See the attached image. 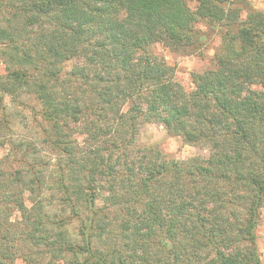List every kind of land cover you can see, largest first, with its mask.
Returning <instances> with one entry per match:
<instances>
[{"label":"trees","instance_id":"16d2710c","mask_svg":"<svg viewBox=\"0 0 264 264\" xmlns=\"http://www.w3.org/2000/svg\"><path fill=\"white\" fill-rule=\"evenodd\" d=\"M2 5H17L19 24L0 26V55L9 64L0 90L18 103L31 96L51 123L45 140L65 157L56 184L78 222L80 242L61 233L52 240L37 235L50 230L41 207L27 211L24 204V189L34 194V186L20 172L3 169L0 190L11 192L9 184L17 182L13 187L20 189L0 204L21 213L23 229L17 233L0 218V264L20 257L35 264L24 246L14 253L7 248L18 238L25 246H47L54 259L70 255L77 264H261L256 231L264 207V11L246 0H0ZM197 23L216 33L219 45L212 67L192 73L193 87L185 90L151 47L199 53L205 34ZM71 60L70 71H63ZM68 123L87 138L86 147L76 144ZM145 123L159 124L207 154L169 159L158 145L138 140Z\"/></svg>","mask_w":264,"mask_h":264},{"label":"rangeland","instance_id":"374dc122","mask_svg":"<svg viewBox=\"0 0 264 264\" xmlns=\"http://www.w3.org/2000/svg\"><path fill=\"white\" fill-rule=\"evenodd\" d=\"M246 1L253 8L264 11V0ZM190 5L192 8L194 7V3ZM16 9L17 5L13 7L2 5L0 7L1 27L19 24ZM244 15L245 13H241L242 17ZM195 27L205 34L201 41L202 50H198L199 53L197 54L185 53L161 43L153 44L151 47L156 54L164 58L168 65L174 68V78L185 90H190L193 87L190 78L192 73L203 72L212 67L213 54L219 45L218 35L211 33L203 23H197ZM72 65H74V60L65 62L63 71H70ZM8 66L9 64L4 61V57L0 55V75L6 73ZM18 101L20 102L12 101L10 96L0 90V170L4 169L6 173L12 175V172L18 171L23 175L22 180L25 184L28 182L29 186H34V194L24 189L22 193L24 204L27 211L31 207L37 211V207L40 206L41 213H44L47 217L43 218L44 228L50 230L48 233H38L37 235L47 236L49 234L50 240H52L57 239V234L61 233L67 241L79 243L78 222L71 214L68 206L64 205L63 196L56 184L58 171L66 165L65 157L59 153L58 149H53L48 140H45V131L52 132L51 123L42 119L40 115L41 106L34 98L29 95H22ZM68 126L71 128L74 138H76V144L86 147L89 144L87 138L84 135L75 134L77 129L72 123H68ZM53 138H56L55 135ZM138 140L143 144L158 145L163 154L169 159L185 160L198 154H207L206 150L186 144L180 137L170 135L164 127L156 123L141 125ZM33 179L39 181L32 182ZM18 184V182L9 184L11 192L0 190V200L5 201L6 195L19 191V187H13ZM102 193L103 191H99L96 206L100 207L103 203L101 201ZM79 199L80 206L83 204V198L79 197ZM82 212L83 210H81L80 215ZM63 217L66 221L57 224L59 220H63ZM0 218H6L8 222L15 225L18 230L17 233L22 231L23 228L19 225L21 213L15 207L4 209L0 204ZM256 244L261 264H264V207L261 209L258 221ZM23 246L25 254L28 252V258L34 260L35 264H77L70 255L63 253L57 255L58 258L54 259L52 254L48 252L47 246L44 247L39 244L36 246V243L26 244L25 246V243L23 245L19 238L7 244V248L11 249V253L18 252V250L23 249ZM76 261L80 263L82 258L76 257ZM14 264H25V262L20 257L14 261Z\"/></svg>","mask_w":264,"mask_h":264}]
</instances>
